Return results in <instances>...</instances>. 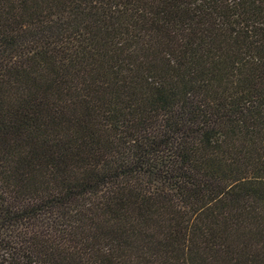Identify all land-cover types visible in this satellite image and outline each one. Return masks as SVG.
I'll use <instances>...</instances> for the list:
<instances>
[{
	"label": "trees",
	"instance_id": "obj_1",
	"mask_svg": "<svg viewBox=\"0 0 264 264\" xmlns=\"http://www.w3.org/2000/svg\"><path fill=\"white\" fill-rule=\"evenodd\" d=\"M0 264H264V0H0Z\"/></svg>",
	"mask_w": 264,
	"mask_h": 264
}]
</instances>
